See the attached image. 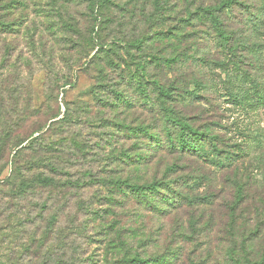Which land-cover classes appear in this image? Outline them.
I'll return each mask as SVG.
<instances>
[{"label":"rangeland","instance_id":"1","mask_svg":"<svg viewBox=\"0 0 264 264\" xmlns=\"http://www.w3.org/2000/svg\"><path fill=\"white\" fill-rule=\"evenodd\" d=\"M220 2L0 0L3 160L38 137L20 162L59 181L0 186V264H264V0ZM169 114L234 159L171 149Z\"/></svg>","mask_w":264,"mask_h":264},{"label":"trees","instance_id":"2","mask_svg":"<svg viewBox=\"0 0 264 264\" xmlns=\"http://www.w3.org/2000/svg\"><path fill=\"white\" fill-rule=\"evenodd\" d=\"M221 4L217 7L215 6H205L200 8V16H208L212 19H216L215 11H218L221 7L223 11L228 10L235 0H220ZM258 23V22H257ZM256 25V24H254ZM225 38V37H224ZM155 87L159 89L163 96H171L168 90L158 84L156 80L153 81ZM171 111V110H170ZM166 124L164 126V135L167 139V143L171 149L178 152L192 153L203 160H207L209 163H213L216 166H227L234 159L236 152H231L228 150L218 148V143L213 134L197 132L190 126L186 125L185 122L177 118V116L169 114L167 116ZM171 127V128H170ZM8 128H3V130ZM0 132V186L6 187L4 194L6 196H13L14 198L23 197L30 189L35 187H48L57 186L59 181L51 175H43L41 172L26 174L25 170L30 168V164L24 165L20 162V153L23 148H35V143L39 138L34 137L27 145H23L25 141L22 138L17 139L11 144L12 150L14 151L12 157L9 161L3 160L4 149L7 146V137L9 136L7 131ZM6 132V133H5ZM209 132V131H208ZM20 146V147H19ZM19 147V148H18ZM11 165V170L9 174H4V169L7 164ZM46 166L55 173L57 167L53 166L52 163L47 162ZM59 171V170H58ZM116 187L121 190L123 195L130 193L134 198L141 199L145 193L153 195L154 193L159 194L157 183H147V184H134L127 183L124 181H115ZM168 187V184H164ZM172 201V200H171ZM168 203V200H164ZM27 250V249H26ZM155 260L153 264H166V261ZM132 264H151L148 259H141L136 257L133 259ZM168 263V262H167ZM8 264H15V262L10 261ZM39 264H64L60 259H51L47 257Z\"/></svg>","mask_w":264,"mask_h":264}]
</instances>
